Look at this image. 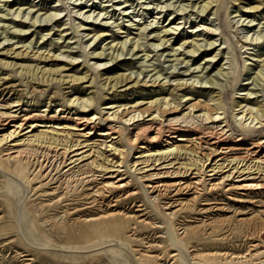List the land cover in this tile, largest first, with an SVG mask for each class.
I'll list each match as a JSON object with an SVG mask.
<instances>
[{
    "label": "rangeland",
    "instance_id": "rangeland-1",
    "mask_svg": "<svg viewBox=\"0 0 264 264\" xmlns=\"http://www.w3.org/2000/svg\"><path fill=\"white\" fill-rule=\"evenodd\" d=\"M1 1L4 0H0V43L13 46L3 44L0 48V114L9 115L11 111L13 116L49 115L64 121L77 113V102L70 105L69 99L92 98L89 115H94L101 125H107L121 102H140L137 109L148 120L146 117L158 108L151 107V101L177 97L181 103L179 111L165 113L167 119L181 117V110L188 108L189 111L195 108L194 113L205 109L209 91L201 87L211 86L213 96L223 102L224 110L220 113L225 112L233 130L248 138L264 136L261 124L244 132L237 128L242 110L234 105L252 94L255 99L244 104L253 109L264 106V76L254 79L255 72L261 69L264 75L261 68L264 66V1L10 0L7 6ZM210 2L213 3L207 5ZM19 6L30 8L33 13L46 10L40 13L41 22L32 27L33 14L26 18L22 12L20 17H15ZM47 11L57 15V20L43 22ZM173 20L178 30H171L174 35L168 37V43L152 40L155 36H151L152 31L162 30ZM20 21L27 25H19ZM106 22H110L109 28L103 27ZM81 26L93 30L82 31ZM145 27L146 36L135 49L133 43H137L140 30ZM102 32L109 36L98 38L94 44L93 40L89 41L94 34ZM127 38L130 39L125 49L111 48ZM194 40L203 46L195 56L190 55L189 44L180 48ZM94 51L109 56L98 61L93 58ZM47 54L51 55L48 61L40 59ZM54 55L79 64L64 68L62 62L52 58ZM114 57H118L116 61ZM205 58L214 59L207 63ZM6 63L13 66L7 68ZM103 64L107 65L103 67ZM17 68L19 71L39 68L38 73L43 70L47 77L50 72L58 71L56 74L68 81L48 86L29 76H19ZM102 69H109L106 71L110 75L98 78L106 73ZM111 72L114 76H132L133 80L140 77V83L109 91L105 80L113 76ZM75 78L84 80L75 84ZM183 82L188 83L187 87L177 86ZM187 93L192 95L183 101L180 96ZM121 111L117 112L115 121L121 120ZM261 119L264 124V117ZM123 125L128 135L131 127ZM89 139L74 136L73 141H87L100 149L104 154L101 161L112 159L109 147H102L109 146V141L96 136ZM144 160H134L138 169L145 166ZM186 162L188 157L184 156L173 164ZM28 164L32 184L16 175L0 173V264H220L217 254L225 253L240 257L263 253L264 260V208L261 207L264 197L260 195L231 194L219 189L203 191L197 199L192 195L157 197L138 184L130 191L138 194L126 199L122 192L97 197L94 185L74 191L61 185L55 195L51 189L40 187L35 161L28 160ZM122 171L126 173L125 168ZM173 200H179L185 209L169 207ZM112 212L124 215L105 219ZM256 245L258 248L253 251Z\"/></svg>",
    "mask_w": 264,
    "mask_h": 264
},
{
    "label": "bare ground",
    "instance_id": "bare-ground-1",
    "mask_svg": "<svg viewBox=\"0 0 264 264\" xmlns=\"http://www.w3.org/2000/svg\"><path fill=\"white\" fill-rule=\"evenodd\" d=\"M1 2H5V6L10 5V0ZM212 3H207V5L210 6ZM20 7L16 9L18 13H16L17 16L15 17H20L22 12L26 18L33 14L31 19L33 20L31 23L32 27H36L38 22H41V20L39 21L40 13L46 10V8L38 9L33 13L34 11L30 10V8L23 9ZM252 9L257 10L259 8ZM36 13L37 16L34 17ZM43 16H46L43 18V22L45 20L46 22H52L57 18V15L54 16V13L48 14V11ZM20 22L19 25H27V22ZM109 24L110 22H106L103 27L106 28L107 26L109 28ZM174 25L176 23L173 20L162 30L152 31L151 36L155 35L152 40L164 45L168 43V37L174 35L171 30H178ZM93 26L94 24L91 25V27ZM85 27L87 26H81L80 28H82V31L93 30L91 27ZM146 30V27L140 30L141 34L139 40L135 43L136 46L133 43L135 49L138 48L139 41L142 40L143 36H146ZM92 33L94 32H90L87 37H90ZM119 34L122 33L120 32ZM161 34L165 35L162 36ZM107 36H109L107 32L97 33L89 41L93 40L92 44H94L98 38H106ZM8 39L6 38L5 41H8ZM129 39L127 38L118 44H112L111 48L113 50L118 48L125 49ZM3 44L5 45L4 42L0 43V48H2ZM186 44L191 46L192 50H189V53L194 56L203 47L194 40L192 42H185L180 48ZM5 46L12 47L13 45L9 44ZM156 46L160 45L158 44ZM208 46H215V43H208ZM28 50H30V47H28ZM103 51L98 53L94 51L92 53L93 58L98 61L107 60L109 55H105V51ZM50 57L51 55L47 54L46 56H41L40 59L47 60ZM60 57L61 55L52 56V58H55V61L62 62L64 68L68 65L75 66L79 64L73 61L60 60ZM117 58H115V61ZM213 59L205 58L207 63H212ZM6 64L4 65L6 66ZM106 65L103 64L102 66L104 67ZM11 66L13 65L7 64L6 67L11 68ZM261 68H264V66H261ZM109 69H102L106 73L99 74L98 78L110 75V72L106 71ZM38 71L39 68L37 70L35 68L34 70L30 69L25 71L21 69L19 71L17 68V74L19 76H24L25 78L29 76L33 80L47 83L48 86H52L55 83L57 85H63L64 82L68 81L58 76L56 74L58 71H53L55 76L52 77L53 72L52 74L50 72V76L47 77V73H42L43 70L40 73ZM255 74L254 79H262V76H264L262 69L255 72ZM111 75H113V72H111ZM59 77L60 79H58ZM132 78V76L129 77L124 74L118 76L113 75L110 78H106L105 85L111 91L117 89L118 86L124 85L125 87L134 82H136L134 84L136 86L140 83V77L134 80ZM83 80L82 78H75L73 82L76 84V82ZM158 80L156 79V82ZM144 84H147V82L145 81ZM213 84L216 86V83ZM91 85L93 84L91 83ZM187 85L188 83L183 82L178 83L177 86L182 88L184 86L187 87ZM191 86L197 88V85L195 86L194 83ZM201 89H208L209 91V100H207L208 103L205 109L194 113L195 108L191 111L188 108L181 110V117L167 119L165 118V113L171 110H178L181 106V103H178L180 99L177 97L151 101L150 106H157L158 108L146 117L149 118L148 120L144 118V113H141L142 111L139 112L137 109L140 107V102H121L119 106L115 107L117 111L115 110L112 113L113 118L109 119L110 122L107 125H101L94 115H89L88 109L92 107V98L83 100L79 98L69 99L70 105H75L77 102L75 108L77 113L64 119V121L60 117H49V115L13 116L12 113L10 114L11 111L9 115L0 114V173L9 177L16 175L23 181L32 184L34 180L32 181L28 174V160L33 159L37 166L36 168H38L40 187L43 189H51L55 195L60 191L61 185L66 186V190L70 191L94 185L96 188L94 193L97 197H110L116 192H122L123 195H126V199L138 194L136 192H130L134 184H138L143 188H147L148 194H157V197L171 196L175 198L183 195H192L194 199H197L203 191L219 189H226V192L231 194L244 193L245 196L253 194L254 196L260 195L264 197V136L248 138L245 134L233 130L230 122L226 118L225 112L220 113V111L224 110V105L220 98L216 100V97L213 96L215 93L213 92V87L204 86ZM191 95V93H187L180 96V98L182 100L187 98L188 100ZM171 97H173L172 94ZM254 99L252 94H247V99L244 101L248 102ZM79 101H82L81 104ZM244 101H239L234 104L236 108L242 110V113H239L241 114L238 116L239 119H236V122H238L237 128L244 132L255 129L259 124L264 125L261 121V118L264 117V106L261 105L253 109L248 104L245 105ZM20 102L22 101L20 100L16 103ZM130 105L132 106L129 107ZM18 106L12 108H17ZM112 107L110 108L111 110ZM121 110H123L121 120L118 118L115 121L116 117H118L117 112ZM248 121L251 122L247 123ZM123 124H128L127 126L131 127L128 135H126L127 130H125ZM252 125L253 127H251ZM74 136L83 139L96 136L105 141H109V146L103 144L102 147H109L108 149L112 159H104L101 161L104 154L100 152V149H95L87 141L77 140L74 142ZM133 152L135 156L130 160ZM184 156L188 157V162L173 164V161H179ZM143 158L145 159V163L142 164H145V166L138 169L136 167L137 162L134 160L139 161V159ZM161 161H163L162 164H160ZM12 163H15V165L13 166ZM123 168H125V174L122 171ZM254 203L259 204L260 201ZM261 204V207L264 208V203ZM174 205V208L180 209L184 207V204L179 200H173L172 204L168 206L172 208ZM139 212H142V210ZM117 215H124V213H108L105 219ZM143 216L142 214L139 217ZM256 248H258V245L254 246L253 251H256ZM253 254L248 253L247 256L240 257L225 253L217 254V256L221 260L220 264H264V260L261 259L263 253Z\"/></svg>",
    "mask_w": 264,
    "mask_h": 264
}]
</instances>
